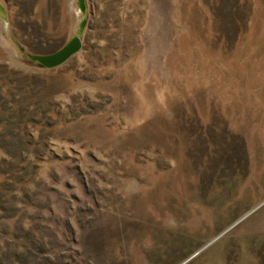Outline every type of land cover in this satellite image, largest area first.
Listing matches in <instances>:
<instances>
[{"label":"rangeland","instance_id":"1","mask_svg":"<svg viewBox=\"0 0 264 264\" xmlns=\"http://www.w3.org/2000/svg\"><path fill=\"white\" fill-rule=\"evenodd\" d=\"M0 2V98L45 109L0 155L70 264H264V0Z\"/></svg>","mask_w":264,"mask_h":264},{"label":"trees","instance_id":"2","mask_svg":"<svg viewBox=\"0 0 264 264\" xmlns=\"http://www.w3.org/2000/svg\"><path fill=\"white\" fill-rule=\"evenodd\" d=\"M17 83L14 87L21 92V96L15 93L18 99L14 98V102L20 100L22 104L15 108L9 105V97L0 98V129L8 130L9 134L16 136L8 142L4 134L3 139H0V149L7 147L9 143L12 147L24 145L25 135L32 136V127L39 121L30 110L34 108V111H39L42 115L45 113L42 105L34 107L32 101L25 102L28 100L22 95V91L27 85L22 80ZM43 118L45 115L41 117ZM29 156H25L24 160L30 162ZM13 167L12 158L0 155V264H70L72 260L75 261V255H66L64 252L65 241L77 244L75 233L71 234L73 226L68 219L61 220L59 226L62 228L52 230V221L60 220L54 216L50 207L35 203V193L30 188L38 180L32 179V176L27 179L19 178ZM29 207L42 211L35 215L30 213ZM87 262L92 264L94 260L90 257Z\"/></svg>","mask_w":264,"mask_h":264},{"label":"water","instance_id":"3","mask_svg":"<svg viewBox=\"0 0 264 264\" xmlns=\"http://www.w3.org/2000/svg\"><path fill=\"white\" fill-rule=\"evenodd\" d=\"M80 4L82 9L85 6V0H80ZM0 14L3 16H7L6 10L2 3L0 2ZM83 43L80 37L76 36L71 39L64 47L59 49L58 51L47 54V55H32V58L38 60L40 64L52 67L65 62L68 58H70L73 54L78 52V50L82 47Z\"/></svg>","mask_w":264,"mask_h":264}]
</instances>
